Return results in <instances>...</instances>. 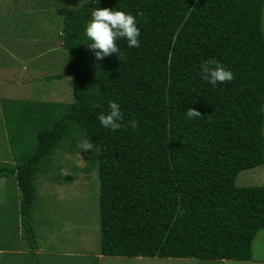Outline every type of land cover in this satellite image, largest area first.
I'll list each match as a JSON object with an SVG mask.
<instances>
[{"label":"trees","instance_id":"16d2710c","mask_svg":"<svg viewBox=\"0 0 264 264\" xmlns=\"http://www.w3.org/2000/svg\"><path fill=\"white\" fill-rule=\"evenodd\" d=\"M263 2L88 0L63 15L59 39L67 61L47 79L70 76L72 101L28 104L18 116L29 118L35 133L32 146L23 142L19 150L27 145L31 154L14 167L0 166V179L15 181L34 264L32 180L71 128L99 149L98 255L251 260L252 240L264 228V186L234 181L263 164ZM96 8L134 16L140 47L119 39L118 57L97 61L85 35ZM212 58L233 73L231 83L201 78L202 63ZM110 101L123 113L115 132L98 119ZM189 107L201 117L187 119Z\"/></svg>","mask_w":264,"mask_h":264},{"label":"rangeland","instance_id":"374dc122","mask_svg":"<svg viewBox=\"0 0 264 264\" xmlns=\"http://www.w3.org/2000/svg\"><path fill=\"white\" fill-rule=\"evenodd\" d=\"M87 1L0 0V166L14 167L31 154H27V145L19 150L23 142H30L28 147L32 146L31 140L35 133L30 128L29 118L24 117L23 122L20 121L22 117L18 116L26 112L28 104L40 102L57 106L71 103L72 78H47L62 73L66 65L67 57L59 39L63 15ZM260 30L264 45V2ZM60 113L57 110L54 118L57 119ZM262 113L263 164L239 172L234 181L236 187L264 186V104ZM74 129L67 132L47 164L41 165L40 172L33 177L34 200L28 223L33 230L36 250L39 244L47 251L49 248L45 244L49 242V236L55 234L59 245L69 248L57 247V250L96 256L97 150L81 152L78 145L86 139ZM15 187L13 178L0 179V264H9L12 260L9 252L15 253L12 255L14 264H34L35 258H32L20 226L18 192ZM251 254L253 259L248 263L157 258L139 261L126 259V262L117 260L111 263L264 264V229L258 231L252 240ZM41 257L46 259L45 256ZM90 258L71 255L61 257L60 262L91 264ZM39 262L38 258L35 264ZM55 263L59 264L53 260L52 264Z\"/></svg>","mask_w":264,"mask_h":264},{"label":"clouds","instance_id":"9594fccd","mask_svg":"<svg viewBox=\"0 0 264 264\" xmlns=\"http://www.w3.org/2000/svg\"><path fill=\"white\" fill-rule=\"evenodd\" d=\"M85 35L91 41L87 46L94 53L97 61L112 55L118 57L120 49L116 41L119 39H125L130 48L140 47V30L137 27L136 18L123 11H113L107 8L102 10L99 8L94 9L92 11V19L86 27ZM200 75L205 82L213 86L218 83H231L235 79L233 73L214 58L202 63ZM108 108L110 111L107 114L102 112L98 115L99 122L106 129H110L113 132L118 131L123 126L121 123L123 113L120 105L110 101ZM186 117L189 120H194L201 117V113L189 107L186 111ZM129 126L136 129L138 123L133 120L129 122ZM78 147L81 152L99 150L89 140L82 141Z\"/></svg>","mask_w":264,"mask_h":264},{"label":"crops","instance_id":"0c3cea01","mask_svg":"<svg viewBox=\"0 0 264 264\" xmlns=\"http://www.w3.org/2000/svg\"><path fill=\"white\" fill-rule=\"evenodd\" d=\"M54 235L55 234H53L52 236H49V240H48L49 242H47L45 244V247H46V245H48V248L49 249H52V251L49 250V249L47 251L45 249L43 250L41 248V246L38 244L37 250L35 249V251L33 252L36 255V258L37 259L39 258V260H40L39 264H52L53 263V260H57L59 264H62V262H60V258L61 257H66V256H71V255L82 256V257H86V258L91 256L92 258L89 259V260L92 261L91 264H93V263L95 264V262L97 264H114V263H111V262L112 261L116 262L117 260H122V261H125L126 262V259H128L130 261H139L141 259H144V258H124V257L100 256V255H98V252H97V255L95 256V254H93V255L92 254H88V255L84 254V255H82V254H72V252H63L61 250L59 251V250H57L58 249L57 247H61V248H64V249H69V248H65V247H62L61 245H59V243L57 242L56 236H54ZM61 237L65 238L62 235H61ZM36 241H37V239H36ZM62 245H63V243H62ZM65 246L67 247V245H65ZM9 253H10V257H12V260L9 262V264H14L15 263V260H14L13 256L15 255V253H12V252H9ZM41 256H45L46 259H43ZM47 256H48V258H47ZM52 256H56V257L53 258V259H49ZM148 259H152V258H148ZM252 259L253 258H252V254H251V260L250 261H252ZM250 261H243V262H247L248 263ZM223 262H231V261H223ZM55 264H57V263H55ZM80 264H82V263H80Z\"/></svg>","mask_w":264,"mask_h":264}]
</instances>
